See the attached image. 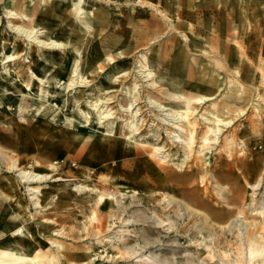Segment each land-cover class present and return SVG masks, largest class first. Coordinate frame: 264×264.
Here are the masks:
<instances>
[{
    "label": "bare ground",
    "instance_id": "bare-ground-1",
    "mask_svg": "<svg viewBox=\"0 0 264 264\" xmlns=\"http://www.w3.org/2000/svg\"><path fill=\"white\" fill-rule=\"evenodd\" d=\"M134 2L141 5L145 4L146 7L154 9L157 13L155 14H159L167 25L164 30L162 21L160 23L159 20L150 18L151 15L145 16L143 11L142 14L136 13L139 19L138 22H135L133 21L135 15L132 13L125 19L126 25H134V31L146 37L143 38V40L145 39L144 42L163 34H167L166 37L170 41L173 31L180 32L179 29L187 28L189 34L181 35L186 48L190 47L191 51L200 53L205 62L208 61L206 57L215 59V65L223 67L224 72H228L232 80L234 77L247 76L251 71L259 74L264 73V65L262 64L264 63V0H197L195 4L193 3V6H196L195 9L193 6L187 7L186 0H154V2L134 0ZM175 2L181 4L176 9H174ZM91 3L92 5H90ZM96 3L101 2L100 0H0V8L4 9L7 18V29L14 33V35L9 34L7 38L0 35V112L7 109L6 107L14 106L25 120L30 115H38L50 123L62 127L75 129L77 124H82L84 128L100 130L103 133L102 139H100L103 144L105 143L106 146H113L116 143L122 144L123 154L126 152L136 156L145 155L140 159L146 168L165 170L169 174L166 177H170L173 170L166 169L167 167L159 161L168 166L176 167L181 172L179 179L183 181L190 180L193 173L201 169L206 172L209 171L212 163V145L219 143V138L223 135L222 132L226 128L232 127L238 118L245 114L246 106L251 99L239 95L237 97L238 92L234 94L233 81H228L225 83L227 89L224 92L227 96H224L225 99L221 106L218 102H213L210 109L205 107L196 118L197 108L193 102L195 101L196 104L200 105L216 97L215 94L222 86L223 81V74L220 73V70L215 68L212 72H208L211 73L208 81L215 85L209 89L208 94L202 96L200 94V96L192 98L168 90L162 92V95L169 96L171 102L168 103L169 100L160 102L148 92L143 95L144 89L141 91L142 87H154L162 72H155L149 65L148 57L141 53L139 59L132 61V63L134 62L133 66L127 61L122 62V88L125 91L122 94V103L117 108V111H120L119 119L122 126L118 128V122L115 121V123L112 120L115 118L116 109L113 110L114 105L110 106V103L116 97L115 94L106 95L96 100L88 97L86 104L91 112L85 111L79 106L83 103V95L75 94V90L73 92L72 90L84 87L88 83L90 79L87 80L86 74L95 72L94 64H99L100 53L96 55V59L83 58L81 56L82 45L78 41L79 37L75 31L84 27L86 33L97 36L107 29L109 17L105 10L106 6L102 7ZM40 16L43 19H39ZM70 17H74V19L72 20ZM58 18L59 20H57ZM66 19H69V22H66ZM56 21L57 23H54ZM63 22L70 28L63 26ZM139 23L143 25L146 32L142 30ZM122 26L123 34L126 27L123 24ZM67 29L70 30L69 34H74V37L62 40L59 33L62 34ZM132 43L126 45L125 41L122 40V48L117 50L116 56H121L122 59L131 58L134 49ZM115 44L107 45L104 48L102 53L105 57L103 58L104 61L111 59V52ZM170 46L171 60L173 62L183 61L185 54L182 46L176 43H172ZM7 48L11 50L8 51ZM143 48L148 49L147 45ZM62 50L65 52H61ZM60 52L65 54L66 61L62 62L63 59L59 58ZM67 52H70L68 57ZM161 52L160 49L153 51V57L158 58V61H163ZM33 53L38 55L37 60ZM20 60L21 62L17 64V61ZM201 61L191 58L190 63L199 64L196 70L184 66L180 67L179 74L185 76L183 77L184 81H187L189 85L204 83L203 78L197 77L198 74L205 73V70L201 68ZM209 62L213 63L210 60ZM68 63L71 66L70 73L73 74V77L75 76V79H71V75V78L68 77L63 83L66 94L63 96L62 103L56 105L53 87L60 80L59 76L63 75L64 66ZM84 67H86L85 72L82 71ZM135 67L139 69L134 70ZM187 71L188 75H186ZM192 71L194 74L190 75ZM239 71H242L240 75H238ZM106 77L108 82L102 88L105 91L103 93L108 94L116 91L114 87H116L118 78L115 73H108ZM128 80H131L130 83L125 85ZM148 81L151 82L144 86L143 83ZM36 85L46 88L45 91L36 88ZM256 91L255 100L257 102L251 101L253 108L259 107L260 101L264 105V97L259 93L260 90ZM172 101L181 104L176 106L172 104ZM139 104L142 105L137 106ZM148 116L151 117L152 121L156 120V123L149 135L144 137L143 143H148L151 140L155 142L152 146L137 143V137L142 135V124ZM234 143V135H231L226 139L225 145L232 146ZM74 151L75 149L72 154H76ZM0 160L4 161L3 155H0ZM30 166L32 163L25 168L20 166L19 162L7 163L8 172H18L17 175L20 176L18 184L0 182V264H60L61 262L96 264L97 261L107 263L113 259L121 262L122 258L129 261L136 259L140 264H173L170 260L161 258V255L152 251L144 255L136 248L138 244L127 246L125 251L127 255L122 257V227L115 226L120 221L109 222L107 218L102 216L103 214L100 217H97L96 214L91 215V222L85 225L86 232L82 235L71 231V228L70 230L67 229L61 222L63 218L50 215L52 210L47 209L51 206L47 207L48 202H43L46 196L52 199L56 194L39 186L48 178H53L51 181L65 179L34 172L29 169ZM210 178L214 182L212 186L222 194L224 187L218 186L212 174L209 176V180ZM201 182H206L204 175L201 176ZM263 183L264 176L259 177L254 184L249 186L252 189H259ZM87 188L96 193L100 191L97 188L85 187L81 184L73 187L74 190ZM22 192L27 197L29 196V204L28 202L26 204L25 199L19 198V193ZM136 192L135 190V192H123V194L131 197ZM104 196L101 194L102 200L99 206L101 209L108 204L103 200ZM161 200L166 205L172 203V200L166 195L162 196ZM250 206L254 210L253 213L261 218L260 223L264 227V201L261 200L258 206L255 202H251ZM58 207V205L55 206L53 210H57ZM30 209L46 210V212L30 215L27 214ZM179 214L187 216L190 212L182 206L179 207ZM126 222L129 221L126 220ZM158 223H162V221L159 220ZM256 226V223H248L241 212L236 213L224 225V232H222V234L229 233L235 238L236 243L233 250L226 251L218 248L219 246H216L217 241L213 240L218 238V233L214 231L210 234L207 242L204 241V237L197 240L195 247L197 261H195L198 264H264V238L260 237L263 230L253 236L249 235ZM114 227H118L117 235L109 238L107 233L112 231ZM78 237L85 242H95L103 250L100 253H93L94 250L89 248L88 250L85 249L87 250L86 253L81 254L72 251L81 247L63 243L64 240L70 241ZM145 244L150 246V243ZM187 251L190 250L185 249V252ZM218 254L220 257L217 258ZM185 255L186 253L182 255L184 257L182 264H195L192 260L194 258H185Z\"/></svg>",
    "mask_w": 264,
    "mask_h": 264
},
{
    "label": "rangeland",
    "instance_id": "rangeland-1",
    "mask_svg": "<svg viewBox=\"0 0 264 264\" xmlns=\"http://www.w3.org/2000/svg\"><path fill=\"white\" fill-rule=\"evenodd\" d=\"M141 1L145 2L146 0ZM196 1L197 0H186V6L192 7L193 3L195 4ZM100 2L101 3H96V5L100 4L102 7L106 6L105 10L108 13L109 24L107 29L97 36L86 33L84 27L75 31L76 35L79 37L78 41H80L82 45L81 56H83V58H88L89 60L96 59V55L100 53L98 59L100 60L99 64H94L96 69L95 72H88V74H86L87 80L90 79L87 83L88 85L86 84L84 87L72 90V92L75 90V94L79 93L83 95V103L79 104V106L84 108L85 111L91 112V109H88L89 106L86 104L88 97L92 98V100H96L106 95L115 94L116 97L112 99L113 102L110 103V106L114 105L113 110L116 109L114 113L115 118L112 120L118 122V128L122 126L120 125L121 122L119 119L120 111H117V108L120 107L119 104L122 103V94L125 91V89L122 88V62L127 61L128 63H132L133 60L139 59L141 53L148 57L149 65L155 72L162 71L154 87H142L141 91L144 89L143 95L148 92L149 95L156 97L160 102H166L167 100H169L168 103L171 102L169 96L162 95V92L168 90L175 94H182L192 98L200 96V94L201 96L208 94L209 89L215 87L213 83L208 81L211 76V73L209 74L208 72H212L215 68L220 70V73L223 74V81L222 86L215 94L216 97L200 105L196 104L195 101L193 102L194 106L197 108L195 112L196 118L205 107H209L210 109L211 103L213 102H218L221 106L225 99L224 96H227L224 92L227 89L225 83L228 81H233V87L235 88H233V90L234 94L238 92L236 94L237 97L238 95L245 96L255 103L257 102V100H255L256 90H260L259 93L264 97L263 72L259 74L255 71H251L247 76L241 78L234 77L232 80L229 73L224 72L225 69L223 67H219L217 64L215 65V59L206 57L208 61L205 62L201 58L200 53L191 51L190 47L186 48V44L182 40L183 38L181 35L189 34L187 28L179 29L181 30L180 32L173 31L170 41H168V37H166L167 34H163L148 42H144L145 39L143 40V38L146 37L136 33V31H134V25H126L127 21H125V19L134 13L135 17L133 21L138 22L139 17L137 18L136 13H141L143 11L145 16L151 15L152 17L150 18L159 20L160 23L163 22L162 24L165 30L167 26L166 22L160 18L159 14L156 15L157 13L154 9L146 7L145 4L141 5L140 3H135L134 0H110L106 2L100 0ZM90 5H92V3ZM178 5L180 6L181 4L175 2L174 9H176ZM193 8L195 9L196 6L194 5ZM38 18L43 19L42 16ZM70 19L73 20L74 17H70ZM57 20H59V18ZM66 22H69V19H66ZM54 23H57V21ZM122 24L126 27L123 34ZM139 24L141 25V23ZM62 25L66 28H70V26H66L64 22ZM7 28V18L5 17L4 9L1 7L0 35L6 38L9 34L14 35V33L8 31L9 29ZM141 28L146 32L143 25H141ZM68 32H70V30L67 29L62 34L59 33L62 40L74 37V34H69ZM41 36H43V34H41ZM122 40L125 41L126 45L133 42L132 45H134V49L131 53L133 54L131 58L122 59L121 56H116L117 50L122 48ZM142 42L143 44H141ZM172 43L182 46L185 54L183 61L173 62L171 60L172 54L170 45ZM113 44L115 45L111 52V59H105L104 61L103 58L105 57L102 55L104 48L107 45L112 46ZM146 45L148 49L143 48V46ZM11 49L7 48L8 51ZM155 49H160L162 51L160 55L163 61H158V58L153 57V51ZM29 52L31 51L29 50ZM61 52H65V50ZM61 52L58 56L60 59H63L62 62H64L66 61L64 58L65 54ZM66 55L68 57L70 52H67ZM37 56V54H34L36 60L38 59ZM191 58H195L197 61L202 60L201 68L205 70V73L198 74L197 77L204 79L203 84L189 85L187 81H184L183 77L185 76L179 74L180 67L182 66L188 69L192 68L193 70L198 68L199 64L190 63ZM209 60L213 63L209 62ZM18 62H21V60L17 61V64ZM262 64L264 65V63ZM133 65L134 62L132 63V66ZM64 69L63 75L59 76L60 80H55L58 81V83L53 87L56 95V99H54L56 105L62 103L63 96L66 94L63 89V83L68 77L71 78V75V79H75V76L73 77V74L70 73L71 66L69 63L64 66ZM138 69V67L134 68V70ZM254 69H256V66H254ZM85 70L86 67H84L82 71L85 72ZM193 72L194 71H192L190 75H193ZM108 73H115L120 83H116V87H114L116 91L104 94L103 92L105 91L102 90V88L107 85L108 79L106 74ZM241 73L242 71H239L238 75ZM188 74L187 71L186 75ZM131 80L126 81L125 85H128ZM150 82L151 81L144 82L143 85H148ZM36 86V88H40L42 91L46 89L39 85ZM251 86H254L253 88L256 90ZM260 87L262 88L260 89ZM251 101L246 106L245 114L238 118L232 127L226 128V130L222 132L223 135L220 136L219 143L212 145L211 171L209 170L206 172L204 169H201L198 172H194L190 180L184 181L179 179L181 172L174 166H168L166 163L159 161L167 167L166 169L170 168L173 170L171 176L166 177V175L169 174L166 173L165 170L159 171L158 169L146 168L142 159H140V157L145 155L136 156L126 152L123 154L122 144L116 143L113 146H106L104 143V145L100 140L102 139L101 136H103L100 130L94 128L87 129L84 128L82 124H77L75 129L62 127L60 125H54L38 115H30L27 117L28 120H25L16 111V107H6L7 109L0 112V155L4 156V161L0 160V182H11L13 185L18 184L20 177L17 175L18 172H8L6 167L7 163L12 161L19 162L20 166L23 168L28 167V165L32 163L29 169L34 172L65 179L51 181L53 178H48L47 181L39 184V186L44 190L48 189L56 194L52 199L46 196L43 202H48L47 207L49 205L51 206L47 209L52 210L50 215L63 218L61 222L67 229L70 230L71 228V231H75L78 235H82L86 232L84 228L85 225L91 222V215L96 214L97 217H100L103 214L102 216L107 218L109 222L116 220L120 221L116 223L115 226L118 225L119 228L122 227V257L127 255L125 253L127 246L138 244L136 248L144 255L152 251L153 253L155 252V254L161 255V258L170 260L173 264H182L184 260L182 255L186 253L185 258H194L192 260L196 264L197 250L195 247L197 240L204 237V241L206 240L205 242H207L210 238V234L214 231L218 233V238L216 237L213 239L217 241L216 246L226 251L229 249L230 251L233 250L236 243V240H234L235 238L229 235V233L225 232L222 234V232H224V225L238 212L243 214V218L248 223L253 222L257 225L250 231L249 235L253 236L257 232L263 230L260 237L262 236L264 238V227H262L260 223L261 218L253 213L254 210L251 209L250 206L251 202H255L256 206H258L261 200L264 201V183L259 186V189H252L249 186L254 184L259 177L264 176V105L260 101L259 107L255 106L253 108V106H251ZM179 103L180 102L175 103L172 101V104L176 106H180L181 103ZM142 104L137 106H141ZM221 111L223 110L221 109ZM124 114L125 112L123 115ZM143 118L145 119V117ZM155 123L156 120L152 121L151 117H146L141 127L143 128L142 135L137 137V143L147 146H152V144L155 143L151 140V143H143L144 137L149 135ZM231 135H234L235 143L232 146H227L225 145L226 139ZM74 149V153L76 154H72ZM155 160H157V158H155ZM151 162L155 165L153 161ZM211 174L214 176L218 186L224 187L222 194L212 186L214 182L211 181V178L209 180ZM203 175L206 178V182H201V176ZM77 184L84 185L85 187L97 188L101 192L99 191L96 193L88 188L84 190H74L73 187ZM135 190L137 192L133 193L131 197H127V195L125 196L123 194V192L132 193L135 192ZM101 194H103V196L105 195L103 200L108 203L102 209L99 208L102 200ZM164 195L172 200L170 205H166V203L161 200ZM28 197L24 192L19 193V198L25 199L26 204L27 202L29 204ZM57 205L59 207L54 211L53 209ZM178 206L186 207L190 214L187 216L180 215ZM37 212L43 214L46 210L39 211L30 209L27 214L36 215L38 214ZM126 220L129 222H126ZM159 220H161L162 223H158ZM117 228L118 227H114L112 231L107 233V236L109 235V238H113L117 235ZM61 240L63 242V239ZM63 243L79 246L78 248L81 247L80 249L72 250L81 254L86 253L89 248L94 250L93 253H100L103 250V248L98 246L95 242H85L82 241L80 237L70 241L64 240ZM145 243H150V246H146ZM185 249H189L190 253L188 251V253L185 252ZM218 257H220L219 254L217 258ZM60 264H69V262H61ZM96 264L140 263H138L136 259L129 261L122 258L121 262L117 259H113V261L107 263L97 261Z\"/></svg>",
    "mask_w": 264,
    "mask_h": 264
},
{
    "label": "crops",
    "instance_id": "crops-1",
    "mask_svg": "<svg viewBox=\"0 0 264 264\" xmlns=\"http://www.w3.org/2000/svg\"><path fill=\"white\" fill-rule=\"evenodd\" d=\"M150 1H153L154 2V0H150Z\"/></svg>",
    "mask_w": 264,
    "mask_h": 264
}]
</instances>
